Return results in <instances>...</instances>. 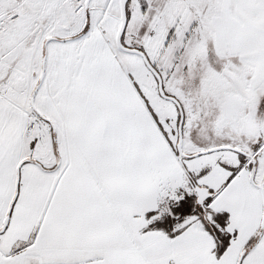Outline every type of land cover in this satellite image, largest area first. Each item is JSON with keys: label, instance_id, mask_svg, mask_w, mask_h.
<instances>
[{"label": "rangeland", "instance_id": "obj_1", "mask_svg": "<svg viewBox=\"0 0 264 264\" xmlns=\"http://www.w3.org/2000/svg\"><path fill=\"white\" fill-rule=\"evenodd\" d=\"M86 1L0 0V148L7 159L35 160L48 169L45 165L53 164L56 154L52 130L66 129L73 155L69 159L74 162L57 194L68 191L67 174L84 166L93 169L96 185L104 188L102 195L95 193L97 202L108 206L114 178L100 175L107 164L98 161L111 153V166L120 155L125 167L126 152L149 158L165 147L159 177L167 194L162 195L160 208L168 212L170 200L177 199L175 190L194 192L177 160L178 108L160 96L156 76L139 55L117 48L119 0H90L79 9ZM123 42L147 54L162 75L166 92L183 104V150L190 154L232 146L247 151L257 159L256 182L264 184V0H129ZM110 122L114 128L109 134L100 125ZM113 137L119 145L110 150ZM85 158L89 162H81ZM199 162H203L199 170L191 171L208 173L211 187L205 188L220 191L207 202V209L229 214L227 230L232 239L223 255L214 253V238L203 233L198 222L167 235L155 228L151 216L149 227L133 238L134 254H124L119 247L121 254L111 258L107 254L109 259L93 264H236L243 249L247 253L242 264H264V229L254 239L262 219V196L249 180L251 159L219 150L184 160L189 170ZM151 164V159L135 157L134 173L153 175ZM28 168L20 171L12 220L28 188ZM36 177L40 178L32 173L30 182ZM32 195V209L21 211L9 238L33 222L31 213L39 209L43 197L34 188ZM56 202L60 207L45 217L44 212L37 222L39 236L46 220L55 222L66 213L62 220L68 221L77 213L66 212V205L63 211ZM176 218L173 213L168 224ZM194 218L189 216L183 224ZM181 225L168 227L174 231Z\"/></svg>", "mask_w": 264, "mask_h": 264}, {"label": "crops", "instance_id": "obj_2", "mask_svg": "<svg viewBox=\"0 0 264 264\" xmlns=\"http://www.w3.org/2000/svg\"><path fill=\"white\" fill-rule=\"evenodd\" d=\"M38 116L40 115L38 114ZM45 121L51 127V123L47 120ZM100 127L104 131L109 132V134L111 129L114 128L111 122L101 124ZM56 133L58 137H62L55 139L54 135ZM114 138H111L110 150L119 145V142L118 145L115 144ZM70 140L66 129L57 127L55 131L52 130L51 142L54 148L56 147V154L54 155V163L45 165L48 169L43 168L35 160L26 159L22 161L21 157L18 158L19 160L7 159L3 155L2 148H0L2 152L0 155V222L2 221V224L3 217L5 218L9 214L6 229L3 232L0 231V264H93L111 258V254H121V252H118L119 247L124 254H134L132 247L133 238L141 236L140 231L142 232L144 226L149 223L148 212L155 208L156 203V206H158L161 198L167 194L164 188V180L159 177L164 163L163 153L165 147H163L162 153H160V149L157 152L153 151L152 157L149 158L144 154L134 155V152H131L132 154L128 155V152H126L124 158L121 156L125 167L120 165L123 163L119 157L120 155H118L113 167L111 166V157L113 155L111 153L107 155L105 160L98 161V164H107V171L103 169L104 173L100 175L114 178L113 185H109L111 190L110 197L107 198V206L97 202V197L95 196L96 192L102 195L104 190V188L101 189L95 183L97 174L93 172V169L84 170V166L79 171L67 174L68 191L60 195L57 194V190L60 188L69 166L74 162L69 159V157L73 156L69 149L71 146ZM125 147L126 151H128L129 147ZM153 147H156V145H153ZM117 153H119V150H117ZM148 154L147 150L146 155ZM135 157L146 161L151 159V165L155 169L154 174L151 175L147 172L142 177H138L134 173ZM81 162L89 161L85 158ZM202 163H195L191 167L193 169H187L195 172L199 170L197 168ZM19 165V185L17 188ZM25 166L29 167L26 171L27 178L25 181L28 183V188L25 190L20 207L14 216V220H12V211L9 213V208L13 204V210L18 201L21 185L20 171ZM32 167H35L38 172L32 170ZM102 171L97 169V172ZM118 171L124 173V176H120ZM32 173L40 177H36L33 183L29 180ZM207 174L201 175L200 172H197L195 175L197 181L201 182L199 184L211 187L210 178L206 176ZM33 188L41 193L43 197V200H38L39 209L31 213L32 217L29 221L33 222H27L21 234L9 238L8 234L14 229L21 211L32 209L35 195L29 196ZM15 193H17L16 198ZM56 195L58 196L57 199L53 200ZM57 200L62 204L63 211L66 205V212L77 211V213L72 215L68 221L62 220L66 213H64L62 219H56L55 222L52 219L46 220L48 221L46 222V227L39 236L40 225L39 229H37V222L41 219L44 212L45 217L49 215L48 212L56 210L55 206H59L56 202ZM95 208L99 210V213L95 214ZM103 214L106 218H103ZM59 226L61 230H59ZM198 227L203 233L209 235L200 224ZM122 228H125V231ZM118 233H121V235ZM55 234L59 236L53 238L52 236ZM107 254L109 258L106 257Z\"/></svg>", "mask_w": 264, "mask_h": 264}, {"label": "water", "instance_id": "obj_3", "mask_svg": "<svg viewBox=\"0 0 264 264\" xmlns=\"http://www.w3.org/2000/svg\"><path fill=\"white\" fill-rule=\"evenodd\" d=\"M89 2H90V0L86 1V6L89 5ZM128 2H129V0H119L120 25H119V28L117 30V34L115 37V43H116V46L119 50H121L123 52H127V53L137 54L142 58L145 65L148 67V69L157 78L158 92H159L160 96L165 98V99L171 100L176 105V107L178 108L180 118H179V122H178V141L176 144V149H177L178 156H179L180 160L182 161L184 158H192L195 156H199V155H203V154H207V153H211V152L219 151V150H231L234 152H238L244 156L249 157L252 160V167H251L252 169H251V172L249 175V180H250V183L260 191L261 196H262V219H261V228H260V230H259V232L255 238V241H257V239L259 238L261 230L264 229V184L256 182L255 177H254L256 169H257V159L254 156H251V154L249 152L244 151V150L239 149V148H236V147H232V146H218V147H214V148L207 149V150H200V151H197L195 153H190V154L186 153L183 150V141H184L183 128H184V121H185V112H184V108L182 106L181 101L177 97H175L171 94H168L166 92V90L164 88L163 77L160 74V72L157 70V68L153 65V63L150 61L147 54L142 49L134 48V47H128L123 42V36L125 34L127 24H128ZM35 92L36 91L33 92L32 97L30 98L32 105H33V101H34L33 97L35 95ZM34 110L36 113H38L41 116V114L36 110V108H34ZM43 119L47 120V118H43ZM19 170H20V165L18 167V177H17V182H16L17 188L19 185ZM194 190H195L196 195H197V202L202 206V208L204 210L206 208L205 203L209 199L213 198L214 196H216L220 192V191L211 192L210 190L206 189L205 186H202V185L198 184L197 182H194ZM16 197H17V193H15V198ZM15 198H14V200H15ZM12 205L9 208V213L12 211ZM8 221H9V214L6 215L4 220H3L2 228L0 230L1 232H3L6 229V227L8 225ZM246 253H247V249H243L241 251L236 264H242Z\"/></svg>", "mask_w": 264, "mask_h": 264}, {"label": "trees", "instance_id": "obj_4", "mask_svg": "<svg viewBox=\"0 0 264 264\" xmlns=\"http://www.w3.org/2000/svg\"><path fill=\"white\" fill-rule=\"evenodd\" d=\"M245 157L247 158V156ZM177 160L181 162V164L184 166L187 179L194 186V182H198L196 181L197 177H195L196 175L191 173V171H189L185 167L184 165L185 158L181 161L178 156ZM174 194L176 195L177 199L172 198L170 200V203H171L169 206L170 209H168L170 211L162 212L163 208L162 209L160 208L162 207L160 205L161 203L160 201L157 209H153L148 212L149 219H151V216L154 217L153 220L156 226L155 228L161 229L167 235H176V234L183 232L184 230H187V228L193 222H198L201 225V227L208 234H211L212 237L214 238V245H215V247H213L214 253L217 254L218 256L223 255L228 249V246H230V241L232 239L230 232H228L227 230L228 223H229L228 212L227 211H215L211 208L207 209L206 204L210 199L205 203L206 208L204 210L202 206L197 202V195H196L195 190L193 193H189L187 191L184 192V189H180L179 187L177 190H175L173 195ZM173 213L174 215L177 216V218L174 220L173 224H168V219L171 217ZM159 215H161V218H158ZM201 215H202V218H201ZM189 216H194L195 218L193 220L192 219L189 220L186 224H183L185 221L188 220ZM178 224H182L178 228V230H174V231L169 230L171 226H175ZM169 225L170 227H168ZM148 227H149V224H148ZM260 228H261V224H260L259 230ZM259 230L255 234V238Z\"/></svg>", "mask_w": 264, "mask_h": 264}, {"label": "built area", "instance_id": "obj_5", "mask_svg": "<svg viewBox=\"0 0 264 264\" xmlns=\"http://www.w3.org/2000/svg\"><path fill=\"white\" fill-rule=\"evenodd\" d=\"M78 1L80 2V0H78ZM81 6H82V8L85 6L84 2H83V4L80 5L79 9H81Z\"/></svg>", "mask_w": 264, "mask_h": 264}]
</instances>
